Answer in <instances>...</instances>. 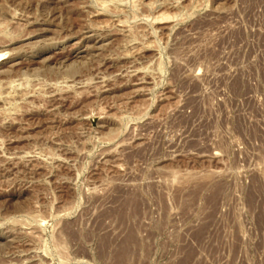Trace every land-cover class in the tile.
Returning a JSON list of instances; mask_svg holds the SVG:
<instances>
[{"label": "rangeland", "instance_id": "rangeland-1", "mask_svg": "<svg viewBox=\"0 0 264 264\" xmlns=\"http://www.w3.org/2000/svg\"><path fill=\"white\" fill-rule=\"evenodd\" d=\"M100 4L0 0V264H264V0Z\"/></svg>", "mask_w": 264, "mask_h": 264}, {"label": "bare ground", "instance_id": "bare-ground-1", "mask_svg": "<svg viewBox=\"0 0 264 264\" xmlns=\"http://www.w3.org/2000/svg\"><path fill=\"white\" fill-rule=\"evenodd\" d=\"M98 1L101 2L100 5H101L102 10H104V9L106 10V8L108 7V6H107V3H108L110 0H109V1H106V0H98ZM114 2H115V1H114ZM112 3H113V2H112ZM113 4H114V3H113ZM116 4H117V3H116ZM116 4H115V5H116ZM113 6H114V5H113ZM99 7H100V6H99ZM98 13H99V12H98ZM99 15H101V14H99ZM102 15H103V14H102ZM164 19H165V20L168 19V16H163V15H161V16H159V17L157 16L155 20H156V21H160V22H162V20H164ZM152 20H153V19H152ZM152 23H153V22H152ZM2 56H3V55L0 54V63L3 61ZM132 210H133V209H132ZM132 234H133V233H132ZM132 245H133V243H132ZM126 256H127V255H126ZM125 258H126V257H125ZM124 262H125V261H124Z\"/></svg>", "mask_w": 264, "mask_h": 264}]
</instances>
